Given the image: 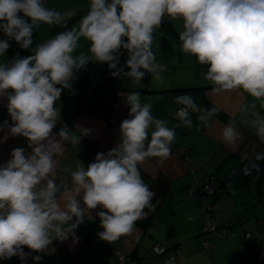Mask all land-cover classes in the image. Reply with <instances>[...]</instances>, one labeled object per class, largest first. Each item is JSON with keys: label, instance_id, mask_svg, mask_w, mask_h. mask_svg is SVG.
<instances>
[{"label": "clouds", "instance_id": "1", "mask_svg": "<svg viewBox=\"0 0 264 264\" xmlns=\"http://www.w3.org/2000/svg\"><path fill=\"white\" fill-rule=\"evenodd\" d=\"M76 14L74 8H49L44 0H0V29L8 38L0 40V56L9 48L8 40L34 53L0 63V96L7 97L13 122L10 126L5 121L8 133L3 139L23 136L32 149L27 155L23 148L13 149L11 159L0 166V259L24 260V247L43 252L54 240L63 242L70 236L78 242L75 230L85 218L95 219L92 210L98 206L103 209L96 213L104 229L97 234L100 239L112 243L132 233L135 223L147 216L145 209L153 207L155 196L138 165L148 157L166 160L176 128L193 126L191 114H197L204 126L218 114L217 107L202 108L192 96L181 95L175 101L182 105L175 113L180 124L169 127L168 121L153 115L151 104L141 102L138 91L128 92L129 117L120 125L117 147L97 153L87 168L80 161L75 170L60 168L65 144L79 145L90 134L84 127L78 128L79 135L70 133L67 126L53 133L61 119L55 105L62 91L71 89L75 73L89 62L108 64L113 77L124 75L133 85L141 84L146 73L161 80L165 66L156 61L153 33L165 15L182 18L181 51L208 66L205 79L213 92L241 90L253 98L252 108L258 102L264 110V0H90L87 14L70 30L31 47L34 29L41 24L67 28ZM81 39L89 42L87 52H77ZM121 49L128 54L130 71L117 67ZM238 111L247 113L249 106L241 105ZM251 115L244 122L264 144V115ZM221 138L233 148L243 142L232 121L223 127ZM252 153L254 162L244 165L245 175L258 172L257 162L264 160V151L256 146ZM59 172L69 173L70 181L59 182Z\"/></svg>", "mask_w": 264, "mask_h": 264}, {"label": "crops", "instance_id": "2", "mask_svg": "<svg viewBox=\"0 0 264 264\" xmlns=\"http://www.w3.org/2000/svg\"><path fill=\"white\" fill-rule=\"evenodd\" d=\"M44 3L60 12L74 8L77 14L67 22V28L41 24L34 29L32 48L70 30L88 11L90 0H44ZM24 18L31 23L29 18ZM183 30L182 18L172 19L167 15L154 29L153 52L156 61L165 66L161 80L146 73L141 84L133 85L124 75L120 80L113 77L108 64L89 62L85 69L75 73L71 89H64L55 105L60 108L61 119L53 133L64 126L77 135L79 127L90 129L79 145L65 144V154L59 158L60 168L70 170H75L79 161L87 168L97 153L106 154L121 142L120 125L130 111L125 102L128 92L138 91L141 102L151 104L153 115L168 121L169 127L180 124L175 118L176 111L182 107L175 102L178 96L187 94L202 108L220 109L207 126L196 118L197 114H191L193 126L176 128V138L166 160L148 157L138 165L142 179L155 193L153 207L145 209L147 216L135 223L132 233L109 243L97 235L104 230L96 216L103 210L98 206L92 210L95 219L85 218L75 230L78 242L71 236L63 242L54 240L43 252L24 247L28 253L24 260L13 256L0 259V264H118L117 254L124 257L122 264H264V160L257 162L258 172L253 170L248 175L243 172L245 164L254 162L253 146L264 151V144L244 121H250L255 111L264 115V110L258 102L252 108L253 98L241 90L213 92L211 82L205 79L208 66L201 65L196 56L181 51L179 33ZM6 39L0 29V40ZM8 43L6 53L0 56L2 64H10L17 56L34 54L31 49H22L15 40ZM79 43L81 48L77 52H87L89 42L81 39ZM120 52L124 72L130 71L126 66L127 52L123 49ZM7 104V97L0 96V166L11 159L10 153L15 148H23L26 155L32 151L23 136L8 135L7 140L3 139L8 133L5 121L10 126L13 124ZM245 104L249 111L242 114L238 109ZM229 121L243 136V142L236 148L226 145L221 138V131ZM207 176L216 178L221 186L220 195L190 197L188 185ZM69 181V173L59 172V182ZM207 205L211 206L218 225L230 226L229 235L219 238L202 232ZM204 241L209 243L207 248L202 245ZM156 244L167 249L178 246L174 259L153 253L152 246ZM34 256L41 259L34 261Z\"/></svg>", "mask_w": 264, "mask_h": 264}, {"label": "built area", "instance_id": "3", "mask_svg": "<svg viewBox=\"0 0 264 264\" xmlns=\"http://www.w3.org/2000/svg\"><path fill=\"white\" fill-rule=\"evenodd\" d=\"M87 12L85 13V15L87 14ZM117 67H123V64L120 62V58ZM115 78L117 80H120L121 75ZM187 193L192 198L201 195L215 198L220 195L221 186L214 176H207L202 180H195L191 182L187 187ZM204 212H205V220L202 225V232L212 233L214 236L219 238L230 234V226L228 224H222V225L217 224L210 205L205 206ZM202 245L204 248H207L209 246V243L204 241L202 242ZM178 248L179 247L177 246L175 248L167 249L162 245L156 244L152 246V251L155 254L164 255L169 260H173L176 252H178ZM123 262H124V257L121 256L120 254H117V263L122 264Z\"/></svg>", "mask_w": 264, "mask_h": 264}]
</instances>
